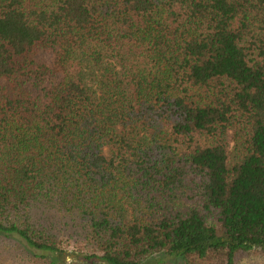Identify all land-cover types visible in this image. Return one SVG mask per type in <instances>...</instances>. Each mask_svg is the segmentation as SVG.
Masks as SVG:
<instances>
[{"label":"trees","instance_id":"obj_1","mask_svg":"<svg viewBox=\"0 0 264 264\" xmlns=\"http://www.w3.org/2000/svg\"><path fill=\"white\" fill-rule=\"evenodd\" d=\"M59 236L69 264L264 254V0H0V239L66 264Z\"/></svg>","mask_w":264,"mask_h":264},{"label":"rangeland","instance_id":"obj_2","mask_svg":"<svg viewBox=\"0 0 264 264\" xmlns=\"http://www.w3.org/2000/svg\"><path fill=\"white\" fill-rule=\"evenodd\" d=\"M57 241L61 244L62 247L66 249L68 254L65 255L64 259L66 264L73 259L72 251H76V246L67 244L66 239L62 236L57 238ZM84 249V247H83ZM19 249L17 250L14 247V243L8 242L7 240L0 239V263L1 264H22V255L20 254ZM240 264H264V254L260 253L256 256L246 257L240 262Z\"/></svg>","mask_w":264,"mask_h":264}]
</instances>
